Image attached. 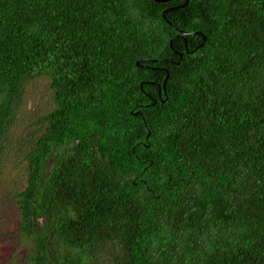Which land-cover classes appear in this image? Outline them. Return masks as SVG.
<instances>
[{
    "label": "trees",
    "instance_id": "16d2710c",
    "mask_svg": "<svg viewBox=\"0 0 264 264\" xmlns=\"http://www.w3.org/2000/svg\"><path fill=\"white\" fill-rule=\"evenodd\" d=\"M18 155L22 264H264V0H0Z\"/></svg>",
    "mask_w": 264,
    "mask_h": 264
},
{
    "label": "rangeland",
    "instance_id": "374dc122",
    "mask_svg": "<svg viewBox=\"0 0 264 264\" xmlns=\"http://www.w3.org/2000/svg\"><path fill=\"white\" fill-rule=\"evenodd\" d=\"M47 89V79L43 77H36L26 83L23 104L16 114V125L20 126L13 130L10 138H6L11 144L21 140V130L25 131L28 124L32 126L35 121L31 120L38 108H51ZM11 150L14 151L15 146ZM19 159L20 155L12 156L0 175V262L5 264H22L28 252L22 250L25 246V249L29 248L25 240L17 246L11 234L13 226L18 224V210L13 196L24 184L23 166L17 168Z\"/></svg>",
    "mask_w": 264,
    "mask_h": 264
},
{
    "label": "water",
    "instance_id": "95a60500",
    "mask_svg": "<svg viewBox=\"0 0 264 264\" xmlns=\"http://www.w3.org/2000/svg\"><path fill=\"white\" fill-rule=\"evenodd\" d=\"M155 1H160V2H162V1H164V0H155Z\"/></svg>",
    "mask_w": 264,
    "mask_h": 264
}]
</instances>
